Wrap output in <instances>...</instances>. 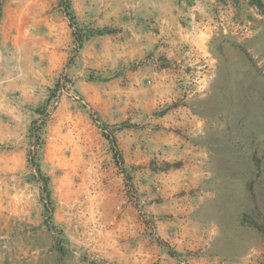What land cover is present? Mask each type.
<instances>
[{"label": "rangeland", "instance_id": "1", "mask_svg": "<svg viewBox=\"0 0 264 264\" xmlns=\"http://www.w3.org/2000/svg\"><path fill=\"white\" fill-rule=\"evenodd\" d=\"M261 1L0 0V264H264Z\"/></svg>", "mask_w": 264, "mask_h": 264}, {"label": "crops", "instance_id": "2", "mask_svg": "<svg viewBox=\"0 0 264 264\" xmlns=\"http://www.w3.org/2000/svg\"><path fill=\"white\" fill-rule=\"evenodd\" d=\"M63 35H59L56 34L54 36L53 41H46V50H43L40 52L39 57L41 58H46V64L48 65V70L51 73H55V70H59V68H61V66L63 65L64 62H66L69 54V46H70V40L71 38L66 35L65 29L63 28ZM98 43V39L95 37L89 38L87 40H85V42L82 43V46L80 48V52L81 55L86 59L85 61H88V57H97L98 56V52H100V46L97 45ZM108 55V53H106ZM121 57H119L120 55H116L118 57H116V65H122V64H127L128 60H133V58H135L134 56H127V54H123L120 53ZM107 58L111 59L110 55L107 56ZM122 58V61H119L118 59ZM91 61V59H89ZM43 62V61H42ZM107 64L109 63L108 61H106ZM120 63V64H119ZM94 66V65H92ZM81 92L86 95H88L90 97V99L92 101V104L94 107H100V106H96V103L98 101L97 97H96V93L95 91L91 92V89H93V86L91 85V83H87V84H82L81 83ZM21 98L22 99L20 102H25V101H34L35 99L33 98L32 95H30V93L27 91L26 88H24L21 91ZM101 115L102 114H106L107 112L102 113L100 111ZM114 115H117V113L115 114H110V118L114 117ZM106 116V115H105ZM104 119L106 117H103Z\"/></svg>", "mask_w": 264, "mask_h": 264}, {"label": "trees", "instance_id": "3", "mask_svg": "<svg viewBox=\"0 0 264 264\" xmlns=\"http://www.w3.org/2000/svg\"><path fill=\"white\" fill-rule=\"evenodd\" d=\"M253 5H255L256 7H262L263 6V3L261 0H249ZM70 18H73L71 15H70ZM107 29H103V30H96V34H104L106 33ZM74 37L76 38L77 40V43H78V46L81 45L82 43V39L78 36V34H74ZM87 38V37H86ZM36 169V174H38L40 176V178L42 179L43 183H44V191L46 192V196L48 197L49 196V193L46 189V178L41 174V171L39 170L38 167L35 168ZM61 249V246L59 247Z\"/></svg>", "mask_w": 264, "mask_h": 264}]
</instances>
